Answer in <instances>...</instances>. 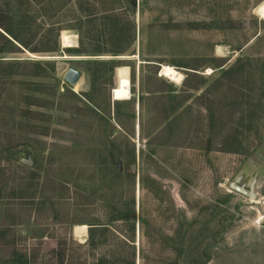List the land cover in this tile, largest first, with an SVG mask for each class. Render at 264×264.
Listing matches in <instances>:
<instances>
[{"label": "rangeland", "instance_id": "1", "mask_svg": "<svg viewBox=\"0 0 264 264\" xmlns=\"http://www.w3.org/2000/svg\"><path fill=\"white\" fill-rule=\"evenodd\" d=\"M18 2L36 52L0 54V264H264V0Z\"/></svg>", "mask_w": 264, "mask_h": 264}, {"label": "trees", "instance_id": "2", "mask_svg": "<svg viewBox=\"0 0 264 264\" xmlns=\"http://www.w3.org/2000/svg\"><path fill=\"white\" fill-rule=\"evenodd\" d=\"M24 3H34V2H46L48 3V0H21ZM17 2V0H16ZM20 2V1H19ZM19 9L17 11H14V13H11L8 10L2 11L0 13V31L3 33H0V43L2 44V47L0 48V54H11L15 52H20V48L29 50L30 52H36L35 49L29 48V43L34 40L36 36V32L34 30V21L32 18L28 17V14L24 9L21 10V6L23 3H19ZM17 4V6H18ZM85 19L86 23L89 24L92 22L90 20V14L86 16ZM110 18L104 17V19ZM81 22V21H79ZM79 28L77 29V33L79 35V38L81 39L82 43V23L78 24ZM62 29H57V31H61ZM53 29L47 30V34L53 32ZM110 32V31H107ZM20 47V48H19ZM118 53H121L118 52ZM122 68L117 69L120 70ZM125 82L122 80L120 75L118 73L116 74V84H124ZM61 264H63L61 262ZM99 264H104L103 262H100ZM133 264V263H129Z\"/></svg>", "mask_w": 264, "mask_h": 264}, {"label": "bare ground", "instance_id": "3", "mask_svg": "<svg viewBox=\"0 0 264 264\" xmlns=\"http://www.w3.org/2000/svg\"><path fill=\"white\" fill-rule=\"evenodd\" d=\"M258 9H259L258 13L262 17H264V4H262ZM60 42L64 48H72L73 47L71 37H69L66 33L61 34ZM160 75H161V77H165L168 80H170L172 82H176V83H179L182 80V75L179 72H177L176 69H174L170 66H162L161 71H160ZM77 87L78 86L73 87L75 89V91H76Z\"/></svg>", "mask_w": 264, "mask_h": 264}, {"label": "water", "instance_id": "4", "mask_svg": "<svg viewBox=\"0 0 264 264\" xmlns=\"http://www.w3.org/2000/svg\"><path fill=\"white\" fill-rule=\"evenodd\" d=\"M0 33H2L0 31ZM3 34V33H2ZM63 47V46H62ZM64 48V47H63ZM81 78V74L79 71H77L76 69L74 68H69L64 76H63V80L65 83H67L68 85L70 86H76L79 82ZM231 189L239 194H242L250 199H254L255 196L253 194V183L250 184L249 186V189L248 190H245L244 189V186H238V181H236L235 183H233L231 185Z\"/></svg>", "mask_w": 264, "mask_h": 264}, {"label": "crops", "instance_id": "5", "mask_svg": "<svg viewBox=\"0 0 264 264\" xmlns=\"http://www.w3.org/2000/svg\"><path fill=\"white\" fill-rule=\"evenodd\" d=\"M72 233H73L72 235H74V232H73V230H72ZM74 236H75V235H74ZM42 240H43V241H44V240L50 241V240H49L48 238H46V237H45V238H43ZM51 240H52V239H51ZM47 241H46V242H47ZM54 244H55V242H54Z\"/></svg>", "mask_w": 264, "mask_h": 264}]
</instances>
